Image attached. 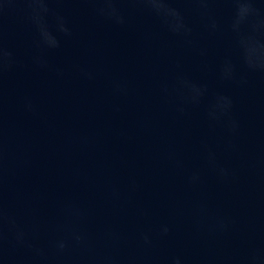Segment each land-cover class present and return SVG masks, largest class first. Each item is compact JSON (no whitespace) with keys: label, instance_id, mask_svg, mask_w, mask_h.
Returning a JSON list of instances; mask_svg holds the SVG:
<instances>
[{"label":"water","instance_id":"1","mask_svg":"<svg viewBox=\"0 0 264 264\" xmlns=\"http://www.w3.org/2000/svg\"><path fill=\"white\" fill-rule=\"evenodd\" d=\"M52 6L72 37L50 19L61 47L44 54V68L34 63L38 34L26 5L12 0L0 13V41L16 61L0 77V195L43 249L38 264H169L176 255L185 264H232L264 248V77L249 76L244 87L219 79L233 52L234 5H210L215 33L191 14L187 38L138 12L118 28L84 0ZM181 77L208 87L206 103L184 115ZM217 92L234 100L235 135L208 119ZM209 150L229 170L226 179L209 165ZM196 170L201 181L193 185ZM217 218L229 231L210 230ZM62 239L69 246L60 252Z\"/></svg>","mask_w":264,"mask_h":264},{"label":"clouds","instance_id":"2","mask_svg":"<svg viewBox=\"0 0 264 264\" xmlns=\"http://www.w3.org/2000/svg\"><path fill=\"white\" fill-rule=\"evenodd\" d=\"M12 0H4L0 5V13L5 11V5ZM26 5L28 18L37 31L36 48L40 54L34 57V63L44 68L47 62L44 54L55 51L61 47V39L49 27L50 19L55 21L56 30L65 39L72 37V30L68 26L67 18L52 5L62 0H21ZM93 5L94 14L118 28H126L129 24V13L138 12L146 14L157 22L167 33L187 38L193 33L190 15L197 14L206 21L205 27L215 33L220 23L215 19L210 5L218 0H84ZM234 5V15L230 29L233 39V52L226 57L219 68V79L222 83L244 87L248 84L249 76L264 77V0H228ZM127 5L128 7H122ZM191 6V7H181ZM256 50L261 54L255 57L247 55L248 50ZM239 50L242 55L235 58L234 51ZM14 53L4 47L0 41V77L4 71L15 65ZM91 79L92 74L86 73ZM181 89V104L177 107L179 114L184 115L189 108L199 107L207 101L208 87L198 81L181 77L178 81ZM118 93L126 94V85L114 83ZM234 100L232 96L217 92L214 99L207 103V116L212 123H224L228 132L235 135L239 129V122L233 116ZM31 112V103L26 105ZM208 163L216 171L220 179H226L229 170L219 166L215 152L209 150ZM201 181L198 170L189 176V183L195 185ZM230 224L226 218H217L210 226L211 231L227 232ZM171 229L168 225L161 226V235L167 236ZM76 242H82V235H74ZM146 245L151 244L148 234L143 237ZM69 246L67 240H59L55 247L63 252ZM44 258V251L34 240L29 229L20 225L15 217L6 210L2 195H0V264H38ZM169 264H185L182 256L170 258ZM232 264H264V248L252 247L239 258H232Z\"/></svg>","mask_w":264,"mask_h":264}]
</instances>
